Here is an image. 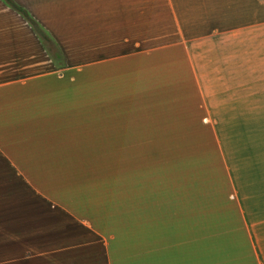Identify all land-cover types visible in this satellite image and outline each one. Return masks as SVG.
<instances>
[{
    "label": "crops",
    "instance_id": "crops-1",
    "mask_svg": "<svg viewBox=\"0 0 264 264\" xmlns=\"http://www.w3.org/2000/svg\"><path fill=\"white\" fill-rule=\"evenodd\" d=\"M38 6L46 37L0 1V264H264L241 198L207 210L175 163L264 107V0Z\"/></svg>",
    "mask_w": 264,
    "mask_h": 264
},
{
    "label": "rangeland",
    "instance_id": "rangeland-1",
    "mask_svg": "<svg viewBox=\"0 0 264 264\" xmlns=\"http://www.w3.org/2000/svg\"><path fill=\"white\" fill-rule=\"evenodd\" d=\"M13 1L33 19L32 10L39 12V3L53 2V0ZM4 4L7 5L5 2ZM14 11L26 21L19 12ZM35 19L38 29L43 32ZM43 34H45L43 37H46V33ZM44 42L48 52L52 53L54 46L48 43V38L44 39ZM212 110L218 114V120L233 119L237 122L208 124L205 131L196 133L200 138L175 141L176 149L186 147L190 153L185 157L175 156L176 166L187 165L190 168L191 180L204 185L207 210L212 207L222 208L223 205L226 208L228 203L224 198L228 194L240 197L242 207L250 214L251 222L255 224L256 237L264 249V107L254 109L223 107ZM195 190L192 188V195L198 198L202 196L203 192L199 194Z\"/></svg>",
    "mask_w": 264,
    "mask_h": 264
},
{
    "label": "trees",
    "instance_id": "trees-1",
    "mask_svg": "<svg viewBox=\"0 0 264 264\" xmlns=\"http://www.w3.org/2000/svg\"><path fill=\"white\" fill-rule=\"evenodd\" d=\"M3 1L10 8H12V9L16 10L17 12H19L26 19V21L31 26V28L34 31H36L38 33V35L43 37V32L40 29H38V26H37L36 22L34 21V19L32 17H30L22 7H20L19 5L15 4V2L13 0H3Z\"/></svg>",
    "mask_w": 264,
    "mask_h": 264
}]
</instances>
